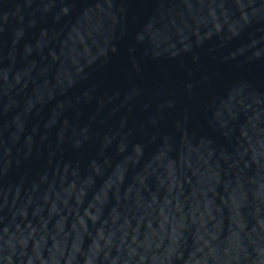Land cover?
Wrapping results in <instances>:
<instances>
[{"label":"water","instance_id":"obj_1","mask_svg":"<svg viewBox=\"0 0 264 264\" xmlns=\"http://www.w3.org/2000/svg\"><path fill=\"white\" fill-rule=\"evenodd\" d=\"M0 264H264V0H0Z\"/></svg>","mask_w":264,"mask_h":264}]
</instances>
